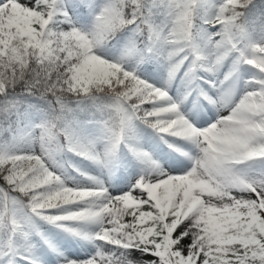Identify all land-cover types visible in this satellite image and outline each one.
Segmentation results:
<instances>
[{"label":"snow or ice","instance_id":"1","mask_svg":"<svg viewBox=\"0 0 264 264\" xmlns=\"http://www.w3.org/2000/svg\"><path fill=\"white\" fill-rule=\"evenodd\" d=\"M0 264H264V0H0Z\"/></svg>","mask_w":264,"mask_h":264}]
</instances>
